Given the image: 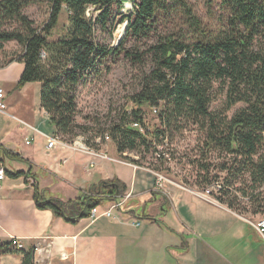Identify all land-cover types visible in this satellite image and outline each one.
<instances>
[{
	"label": "trees",
	"instance_id": "16d2710c",
	"mask_svg": "<svg viewBox=\"0 0 264 264\" xmlns=\"http://www.w3.org/2000/svg\"><path fill=\"white\" fill-rule=\"evenodd\" d=\"M124 1L0 0V49L14 42L22 50L15 59L23 64L15 89L39 84L41 110L55 134L70 141L90 131L76 122L77 88L98 79L107 60L123 54L142 71L139 89L129 99L133 106L121 110L115 121L88 141L107 134L117 154L151 151L164 164L163 151L171 150L174 135L194 128L203 136L201 159L192 162L199 171L195 184L203 190L220 182L222 187L214 195L218 203L235 212L236 205L247 202L251 216H264V0H219L214 28L195 16L184 0H131L132 12L127 16L120 14ZM43 2L49 3L50 16L37 29L23 11ZM90 8L94 16L87 15ZM63 9L67 26L59 39L50 41ZM208 9L211 13V4ZM123 24L125 34L116 48L97 41L98 30L110 36ZM159 27L165 31L158 32ZM151 36L156 40L144 51L124 48L130 40L138 45ZM216 84L225 95L221 112L211 110ZM237 105L242 107L229 117ZM144 106L157 111L154 130L146 124ZM5 161L28 163L0 145V165ZM30 172L4 170L9 177L25 179ZM30 179L36 207L71 225L126 192L123 183L112 179L90 190L89 196L61 201L42 195L35 178ZM7 253L21 254V264H34L33 250L0 244V255Z\"/></svg>",
	"mask_w": 264,
	"mask_h": 264
},
{
	"label": "crops",
	"instance_id": "0c3cea01",
	"mask_svg": "<svg viewBox=\"0 0 264 264\" xmlns=\"http://www.w3.org/2000/svg\"><path fill=\"white\" fill-rule=\"evenodd\" d=\"M9 62L0 68L6 105L5 113H0V145L28 163L5 161L0 166L9 173L30 169L39 192H49L47 198L75 200L112 179L123 183L124 195L131 197L123 211L113 212L110 218L93 222L85 218L71 225L36 207L29 177L5 175L0 184V244L16 249L13 243L17 241L24 252L43 249L34 257V264H264V240L251 221L226 206L205 201L187 188L157 187L154 174L135 165L121 164L131 169L128 178L123 167L109 170L104 161H97L92 174L86 176L83 168L90 157L58 147L48 150L42 139L55 130L34 101L36 87L29 90L33 92L30 104L9 100L11 94L20 96L34 84L16 90L23 64L15 58ZM36 127L48 136L39 134L41 139L33 143L35 135L30 128ZM31 136L33 141L26 146ZM57 191L66 199L53 197L52 192ZM108 203L112 202L99 206L100 212ZM138 213L140 217L133 219ZM21 259L19 253H7L0 255V264H21Z\"/></svg>",
	"mask_w": 264,
	"mask_h": 264
},
{
	"label": "rangeland",
	"instance_id": "374dc122",
	"mask_svg": "<svg viewBox=\"0 0 264 264\" xmlns=\"http://www.w3.org/2000/svg\"><path fill=\"white\" fill-rule=\"evenodd\" d=\"M187 2V5L193 11L195 16L200 18L204 24H208L214 28L216 25V20L220 16L219 12V0H184ZM211 4V13H209V5ZM129 5V7H127ZM132 12V3L131 0H125L122 4V9L120 14L129 15ZM23 14L27 16L34 23V27L37 29H41L47 23L50 16V5L47 2L38 3L35 5H31L27 7ZM88 16H94L95 13L93 9H88ZM118 18V17H117ZM67 26V13L65 9H63L62 13L58 19V25L56 29L52 32V36L50 41H55L59 39L64 33V29ZM176 28H179V24H175ZM126 24L117 26L116 30L112 35H108L105 32L97 31L96 39L98 42L106 46L107 48H116L119 42L123 39L125 34ZM165 29L162 27L158 28V32H164ZM155 36H151L148 40L143 41L140 44H136L134 41L130 40L125 45L124 48L129 51L131 49H140V51H144L147 49V46L151 45L155 42ZM21 48L14 42H9L2 45V49H0V68L3 67L7 62L12 59H16L21 54ZM150 68V64L146 65L145 71H148ZM142 71L135 68L128 60L124 58L122 54L119 58L113 60L109 58L104 65V71L102 75L96 79L92 80L86 84L79 86L76 90V105L78 110V115L76 118V122L79 125L86 126L90 128L89 133H86V137H93L98 135V131L106 129L112 121L116 120V116L123 109H131L132 104L129 99L133 94L139 89L141 73ZM33 87H36L37 93L34 94V101L37 100V104L39 102V84H32L28 89L19 96L17 92L14 95L11 94L9 100H15V102L25 101L27 100L30 104V100L32 101L33 92H29V90ZM9 88V86H7ZM3 90V89H2ZM5 90V88H4ZM3 90V91H4ZM215 101L211 105V110L213 112H221L224 108L225 104V95L221 92L220 85H215ZM242 105L235 106L229 113L228 116L231 117L233 113L241 108ZM142 111L144 112V117L146 124L151 130H154L158 127V120L155 114H153L152 110L146 106L142 107ZM35 132L32 131L33 135H35L36 142L37 139H41L38 128H33ZM42 131L47 132L48 129L41 128ZM40 130V131H41ZM81 134V133H80ZM79 134V135H80ZM43 135L48 136V135ZM51 136V134H50ZM172 145H170L171 150H164L165 152L166 162L159 163L156 160V154L150 151L149 153L143 152L142 155L132 152L125 153L123 155L117 154L115 147L112 142L106 143L102 145L100 150L102 152H106L108 157L119 160L124 163H128L129 165H135L141 168H145L146 170L151 171L154 176L161 175L166 181L161 182V186L165 185H173L180 188H184V190L189 189L192 192H200V188L195 184L196 175L198 174V165L192 162L200 161L201 156L199 154V150H202V139L203 136L201 133L196 131L194 128L190 131H185L182 134H175ZM30 138H33L32 136ZM46 138V137H45ZM43 143L46 146L47 141L44 139ZM31 141V142H32ZM32 143V144H33ZM103 148L107 149L104 151ZM166 149V148H165ZM170 152V153H169ZM214 161V159L212 160ZM137 162L139 164H137ZM215 162V161H214ZM106 167L109 170H116L118 167H123L126 171V175L128 178L131 177V169L122 166L121 164L109 163L105 162ZM125 164V165H126ZM154 168H157L159 171L155 172ZM41 177V176H39ZM81 179H85V176L80 175ZM86 180V179H85ZM222 181V178L220 179ZM57 183V182H56ZM55 183V184H56ZM161 188V187H160ZM236 188H239V184L236 185ZM89 191L85 192L86 194ZM53 197L66 199V196L60 194V192H52ZM45 197H50L48 191H46ZM199 198L207 201L214 200L209 198H203L199 196ZM216 203V202H213ZM249 203L243 202L240 205H236L235 212L247 220L251 221V225L258 222L259 220H264V216H251L249 213ZM109 203L107 207H109ZM141 213L136 214V217L133 219H138ZM34 251V249H33ZM34 254V253H33ZM34 256V255H33Z\"/></svg>",
	"mask_w": 264,
	"mask_h": 264
},
{
	"label": "built area",
	"instance_id": "2783aa9c",
	"mask_svg": "<svg viewBox=\"0 0 264 264\" xmlns=\"http://www.w3.org/2000/svg\"><path fill=\"white\" fill-rule=\"evenodd\" d=\"M5 111H6V105L4 103V92L2 89H0V113H5ZM156 113H157V111L154 110L153 114H156ZM132 127L138 128V125L134 124V125H132ZM30 129L33 130L32 128H30ZM32 139L33 138H27L25 141V145L26 146L30 145ZM46 140H47L46 148L48 150H52V149L58 147L60 149L68 151L72 154H79L82 156L90 157L91 160L83 168V174L86 176H90L92 174V172L96 168V164H97L96 162L97 161L112 162V163L123 164V165L126 164V163L121 162L119 160H115V159L108 157L106 152H102L101 150H99V148L102 147V145L110 142V137L107 134L104 136L95 138L94 141H88L86 136H81V135L73 138L70 141H65V140H63V138H61L60 136H58L54 133L53 135L46 137ZM64 163H65V161H63V164ZM126 165H129V164L127 163ZM155 177H156V186L157 187L161 186L160 185L161 182L166 181V179H164L161 175L156 174ZM4 179H5L4 169L0 166V184L3 182ZM221 187H222V184L220 182H218V183H215L206 189H203L200 192H196V193L192 192V193H194L198 197L199 196H202L203 198H209L210 197L211 199L214 200V195H216L219 192ZM84 195L89 196L90 194L84 193ZM130 197H131L130 194L119 197L117 199V201L112 202L110 204V206L108 208H104V210L102 212H100L101 210H100L99 206L91 209L88 219L91 222H93L94 220H96L100 217L110 218L112 216L113 212L121 211L123 206L130 199ZM207 201H211V200H207ZM213 202H216V201L214 200ZM252 227L256 230V232L259 234V236L264 240V220H259L258 222L252 224ZM13 244H14V247L17 249L22 248V246L17 241H15ZM42 251H43V249L36 247L33 251L34 257L42 254Z\"/></svg>",
	"mask_w": 264,
	"mask_h": 264
},
{
	"label": "bare ground",
	"instance_id": "6f19581e",
	"mask_svg": "<svg viewBox=\"0 0 264 264\" xmlns=\"http://www.w3.org/2000/svg\"><path fill=\"white\" fill-rule=\"evenodd\" d=\"M127 7H129V5H127ZM110 142H111V139H110ZM155 179H156V177H155ZM214 200L216 201L215 197H214ZM216 202H217V201H216Z\"/></svg>",
	"mask_w": 264,
	"mask_h": 264
}]
</instances>
